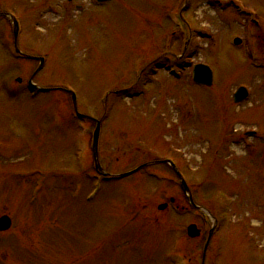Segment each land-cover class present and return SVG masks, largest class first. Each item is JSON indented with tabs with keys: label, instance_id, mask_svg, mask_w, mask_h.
I'll use <instances>...</instances> for the list:
<instances>
[{
	"label": "rangeland",
	"instance_id": "1",
	"mask_svg": "<svg viewBox=\"0 0 264 264\" xmlns=\"http://www.w3.org/2000/svg\"><path fill=\"white\" fill-rule=\"evenodd\" d=\"M188 2L187 30L176 23L184 0H0L20 23L21 54L45 58L34 83L58 88L30 95L38 61L13 56L0 14V217L11 220L0 264H202L214 218L205 264H264V0ZM190 36L183 57L169 56ZM195 64L212 70L211 88L192 83ZM241 87L249 97L234 104ZM67 89L78 113L104 117L107 173L156 163L99 177L95 124L75 118ZM191 224L201 236H186Z\"/></svg>",
	"mask_w": 264,
	"mask_h": 264
},
{
	"label": "water",
	"instance_id": "2",
	"mask_svg": "<svg viewBox=\"0 0 264 264\" xmlns=\"http://www.w3.org/2000/svg\"><path fill=\"white\" fill-rule=\"evenodd\" d=\"M96 1L99 3H102V2H107L110 0H96ZM236 43H239V41H236ZM193 79L197 84L211 86L212 74L207 67L202 66V65H197L195 66L194 71H193ZM245 98H246V92L243 89H239L234 95V102L239 103ZM96 141H97V132L95 133V138H94V158H95V162L97 166L99 167L98 162H97ZM182 185L184 187L185 193L188 194L189 201L191 202L192 200H191V196L189 194L188 189L186 188L184 183H182ZM163 208H165V206L160 207V209H163ZM10 226H11V221L8 217L3 216L0 218V231H6L10 228ZM188 234L190 237H196L198 236L199 232L196 230L195 226L192 225L188 228Z\"/></svg>",
	"mask_w": 264,
	"mask_h": 264
}]
</instances>
